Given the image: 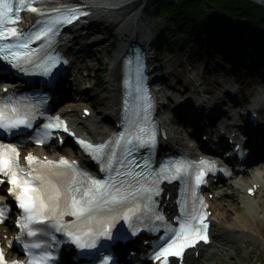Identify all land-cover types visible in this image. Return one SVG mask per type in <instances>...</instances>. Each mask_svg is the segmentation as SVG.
<instances>
[{
  "label": "snow or ice",
  "instance_id": "1",
  "mask_svg": "<svg viewBox=\"0 0 264 264\" xmlns=\"http://www.w3.org/2000/svg\"><path fill=\"white\" fill-rule=\"evenodd\" d=\"M25 9L31 13H40V9L34 5L33 0H0V40L15 39L20 41L16 44H5L0 48V52L5 53L3 57L5 60H9L21 70H27L25 66L34 62L30 44L42 41L45 37L50 39V33L55 35L52 25L71 24L79 20L82 15L88 14L76 8H68L66 11L57 9L59 14L51 19L49 26L42 31L28 35L27 39H22L25 34L19 30L17 25L20 21L19 13ZM21 49L24 51L21 52ZM55 64L56 61L52 60L43 65L37 64V67L43 69L44 75L50 76ZM34 119V112L22 110L20 106L12 104L11 101L0 105V129L11 132L21 126L31 128ZM44 128V136L49 134L48 130L62 128L63 131H68L67 125H62L59 117L55 122L50 121L44 125ZM143 132L144 129L141 128L140 132L125 141L129 146L126 149L128 154L133 151L131 145L134 141L137 148L146 147L150 143L154 144V136L145 139L141 135ZM124 139L122 136L118 138L115 142L117 147H120V141H124ZM37 142L43 143V140ZM80 143L85 149L90 150L97 160L105 162L104 171L112 170L111 160L115 153L105 154L104 150L107 145L101 144L94 147L92 144H86L83 140ZM19 159V153L14 146L0 145V187L6 184L11 185L8 195L16 198L19 207L25 214L24 221L20 223L19 227L27 229V235L35 237L37 232L32 229V224H47L51 221L52 226L60 231L70 227L65 224L64 217L72 216L77 221L84 222V227L80 231H68L67 235L82 249L96 248L100 238L112 239V229L118 220L126 221L133 229V234H137L135 231L136 221L141 220L143 216L141 204L138 201L146 200L150 206L153 202L152 196L160 192L158 184L161 178L168 180L170 178L168 173L172 178H176L187 171V167L183 164L162 167L149 182L151 172L147 175L137 172L135 171L136 165L129 162L131 170L124 172L123 176L131 177V179H121L119 183H115L91 177L77 179L82 174L77 171L75 164H70L65 159L59 161V166L63 167V171L57 170V165L48 162L45 168L39 172L35 169L21 167ZM26 159L29 165L33 164L34 157L29 155ZM201 166L207 165L202 161ZM117 175L119 176L120 173ZM202 176L203 172L196 176L197 185L202 182ZM60 177L63 179H59ZM34 181H39V183H34ZM3 215V211L0 210V218ZM205 218L206 216L193 215L191 219L180 222L178 230L168 229L173 235L156 249L154 259L162 261V264H170V257L182 258L183 252L188 247H193L200 241L207 243L206 229L208 225L204 223ZM155 220L162 221L163 217L159 213H155ZM26 247L40 249L42 245L33 243ZM48 259L50 257L45 255L39 259L25 261L24 264H45ZM0 264H8L3 251H0ZM11 264H17V262L12 261ZM103 264H110V259L105 258Z\"/></svg>",
  "mask_w": 264,
  "mask_h": 264
},
{
  "label": "rangeland",
  "instance_id": "2",
  "mask_svg": "<svg viewBox=\"0 0 264 264\" xmlns=\"http://www.w3.org/2000/svg\"><path fill=\"white\" fill-rule=\"evenodd\" d=\"M143 7L150 37L158 44L169 42L172 45L168 33L174 27L173 22L165 21L166 26L161 20H154L151 0H147V4L142 2L140 8ZM114 23L117 24L112 25L107 32L82 41V44H96L93 48L85 49L81 54V62L84 61L82 63L83 68L96 69L99 64L101 70L104 71L110 67L109 64L113 62V56L117 55L122 42L119 30L123 25L117 21H114ZM106 40L108 43L102 45L101 42ZM158 44L151 48L150 54L154 62L155 75L161 79L157 87L160 90L161 102L165 104L167 111L174 108L177 102L196 96L193 93L194 88L190 78L196 80V85L201 91L208 92L212 103L219 104L216 108L218 112L228 110L235 113L236 124L245 123L246 115L252 109L258 96L262 98V108L264 109V91L262 92L258 87L255 77L235 75L220 57L212 59L207 67L206 59L201 58L200 53L192 47L191 43L173 44L169 52H164L161 56H155ZM106 81L107 76L97 79L95 81L97 85L95 91L86 96L85 103L87 106L94 107L96 113L94 120L97 121L103 115L110 113L106 107L109 101ZM227 92L230 97L226 96ZM233 100H238V104L234 105ZM190 101L192 104L194 103V100ZM228 117L229 115L224 116L223 120ZM219 120L221 121V119ZM259 167L260 171H264V163H261ZM258 171V168H252L238 180L248 181L251 179L249 175L256 174ZM238 180H232L222 187L223 196L219 201L220 204L214 209V222L219 227L228 230V227L238 221L237 216L247 215L248 218L253 220L254 238H257L260 242L256 239L255 243L250 245L245 244L247 240L243 243L241 239L236 240L235 237L213 242L219 253L214 262L209 264H264V213L261 211L258 213L257 211L258 199L246 200L243 197L244 190H240L238 186H235ZM229 235L232 236V234Z\"/></svg>",
  "mask_w": 264,
  "mask_h": 264
},
{
  "label": "trees",
  "instance_id": "3",
  "mask_svg": "<svg viewBox=\"0 0 264 264\" xmlns=\"http://www.w3.org/2000/svg\"><path fill=\"white\" fill-rule=\"evenodd\" d=\"M155 19L172 21L171 44L191 43L211 59V53L235 72L264 76V7L250 0H151ZM169 42L158 53L169 52Z\"/></svg>",
  "mask_w": 264,
  "mask_h": 264
},
{
  "label": "bare ground",
  "instance_id": "4",
  "mask_svg": "<svg viewBox=\"0 0 264 264\" xmlns=\"http://www.w3.org/2000/svg\"><path fill=\"white\" fill-rule=\"evenodd\" d=\"M76 3L84 2L85 4L92 6L93 9V16L84 22L77 24L74 26L71 32V36L73 37V40L68 43L62 45V49L64 51H77L80 49V51L88 48L86 44H82V41L85 39H91L95 35H100L101 33L107 32L112 25L117 24L114 23V21L119 22L123 27L119 30V36H121L122 43L119 49L123 47L124 44L130 43L132 41H135V39L143 43L146 48H152L153 38L150 37L149 33V26L147 24V20L145 18V11L144 8H140V5L142 2L146 0H73ZM124 43V44H123ZM151 61V67L153 66V59L150 57ZM118 63V62H117ZM119 68V64H118ZM155 71V70H154ZM156 72V71H155ZM115 79V81H114ZM118 76L111 78V87L108 90V95L114 101L112 103L108 102V110L110 112H113L114 114V107L117 106L119 101V88H118ZM72 82H74V85L78 86V89L81 94H83V87L79 85V80L73 79ZM197 102H199L197 100ZM190 103V102H189ZM184 104H188L185 102ZM84 107V106H83ZM67 109H72L73 114H69L66 117L70 119L72 126L76 127V125L80 126L81 134L84 135V131H86L85 135H88L92 139L95 140H101L103 139L106 134L103 132V130H100L101 127H108L112 128L115 118L112 117V115H103L101 120L96 124H90V128L87 125H82L83 123L80 120V115H77L76 112L78 110L81 111L82 105L81 104H74V103H67L66 104ZM257 108V107H255ZM263 124H264V118H263ZM97 125V126H96ZM98 129V133L96 135L93 134L92 130ZM178 140L175 138H171L168 142H163L164 147H169L171 150H174L175 147H177ZM60 153L65 154L69 157L76 156L72 150L69 147H65ZM73 156V157H74ZM87 164V163H86ZM258 172L255 174H251L249 181H242L238 180V183L235 184V186H238L241 189L246 190L249 189L252 185H260L261 188L258 192V194H264V171H260V167L257 166ZM223 196V194L219 193V196L217 198V202L220 200V198ZM245 198H248L244 194ZM220 204L219 202L217 205ZM258 205V213L261 211L264 213V196H259V199L257 201ZM238 221H236L232 226L228 227V230H232V236L229 235V233H226V229L219 227L218 225L214 224V230L213 232V239L215 242L224 241V239H233L235 237L236 240H248L249 244L252 245L255 243L253 240V237L255 236V227L253 225V220L248 218L247 215L243 216H237ZM242 233L240 234V232ZM245 231H249V233L245 234ZM257 241H259L257 239ZM260 242V241H259ZM219 253L216 246L212 245L209 247V249L203 250L200 252V255L198 258H195L193 255L192 257H188L185 264H208L213 263L214 258Z\"/></svg>",
  "mask_w": 264,
  "mask_h": 264
},
{
  "label": "water",
  "instance_id": "5",
  "mask_svg": "<svg viewBox=\"0 0 264 264\" xmlns=\"http://www.w3.org/2000/svg\"><path fill=\"white\" fill-rule=\"evenodd\" d=\"M250 1L264 7V0H250Z\"/></svg>",
  "mask_w": 264,
  "mask_h": 264
}]
</instances>
